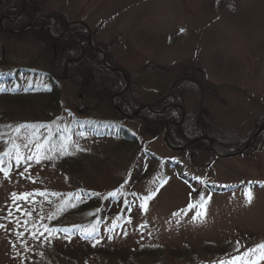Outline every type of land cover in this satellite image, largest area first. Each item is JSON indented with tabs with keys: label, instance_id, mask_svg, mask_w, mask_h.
<instances>
[{
	"label": "rangeland",
	"instance_id": "1",
	"mask_svg": "<svg viewBox=\"0 0 264 264\" xmlns=\"http://www.w3.org/2000/svg\"><path fill=\"white\" fill-rule=\"evenodd\" d=\"M263 124L264 0H0V264H264Z\"/></svg>",
	"mask_w": 264,
	"mask_h": 264
},
{
	"label": "snow or ice",
	"instance_id": "2",
	"mask_svg": "<svg viewBox=\"0 0 264 264\" xmlns=\"http://www.w3.org/2000/svg\"><path fill=\"white\" fill-rule=\"evenodd\" d=\"M0 171H3V169H0ZM245 195L248 197L249 202H250L251 201V193H250V191L246 192ZM13 198L14 199L16 198V194H13ZM21 198H27V197L23 196ZM149 198H151V197H145L144 199L147 200ZM141 207L143 208L144 204H142ZM202 207H203V197H201V200L199 202H197V203H193L190 200V202H189V204H188L186 209H181V210H179V212L173 213V215H180L181 213L187 214L188 211L195 210L196 214L193 217L195 219V218H198L199 216L202 215V212L200 211V209H202ZM0 227H3V225H0ZM259 248L262 250L261 259H264V244L259 245Z\"/></svg>",
	"mask_w": 264,
	"mask_h": 264
},
{
	"label": "trees",
	"instance_id": "3",
	"mask_svg": "<svg viewBox=\"0 0 264 264\" xmlns=\"http://www.w3.org/2000/svg\"><path fill=\"white\" fill-rule=\"evenodd\" d=\"M51 77H53L52 75H50ZM50 82H52V84H51V88L49 89V90H51L52 91V87H53V85H54V81H50ZM116 84V85H115ZM119 84V82L117 81V83H116V81H115V83H114V85L115 86H113L114 88L115 87H118L117 85ZM112 87V88H113ZM54 91V90H53ZM54 94H55V96H56V92H53ZM56 100H57V98L56 97H49V104H48V107H50V108H57V103H56ZM146 114H148V116H158V117H160L159 115H156V114H153V113H146ZM174 118V117H173ZM171 119H172V117H171ZM145 124H146V122H145ZM151 124H152V126H151ZM151 124H147V126H145V129L147 130V132H148V130H150V129H152V128H160L162 125H160V124H153V123H151ZM184 130V129H183ZM184 135H186V133L184 132ZM186 137H189V136H186ZM183 139H185V138H183ZM186 140V139H185ZM96 200L98 201V199L97 198H94L93 196H92V198H90V200H88L87 201V205L86 206H96L97 205V203H96ZM115 200V199H114Z\"/></svg>",
	"mask_w": 264,
	"mask_h": 264
},
{
	"label": "water",
	"instance_id": "4",
	"mask_svg": "<svg viewBox=\"0 0 264 264\" xmlns=\"http://www.w3.org/2000/svg\"><path fill=\"white\" fill-rule=\"evenodd\" d=\"M149 110H151L150 107H149ZM182 115H183V114H182ZM262 128H264V124L262 125ZM163 140H164V142L166 143V145H167L168 147L171 146V145H169L167 138H164ZM248 144H249V142H247V143L244 145V147H243L242 149H240L236 154L242 153L243 150H245V148L248 146Z\"/></svg>",
	"mask_w": 264,
	"mask_h": 264
},
{
	"label": "flooded vegetation",
	"instance_id": "5",
	"mask_svg": "<svg viewBox=\"0 0 264 264\" xmlns=\"http://www.w3.org/2000/svg\"><path fill=\"white\" fill-rule=\"evenodd\" d=\"M171 117H174V112L172 111V116Z\"/></svg>",
	"mask_w": 264,
	"mask_h": 264
}]
</instances>
